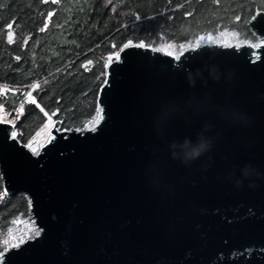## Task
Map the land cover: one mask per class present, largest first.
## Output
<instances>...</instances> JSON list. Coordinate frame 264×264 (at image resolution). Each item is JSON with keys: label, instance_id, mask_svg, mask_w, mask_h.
<instances>
[{"label": "water", "instance_id": "obj_1", "mask_svg": "<svg viewBox=\"0 0 264 264\" xmlns=\"http://www.w3.org/2000/svg\"><path fill=\"white\" fill-rule=\"evenodd\" d=\"M253 17L254 46L208 42L177 61L128 44L104 68L94 131L55 121L34 154L0 123L3 191L28 199L40 232L4 264H264V12Z\"/></svg>", "mask_w": 264, "mask_h": 264}, {"label": "trees", "instance_id": "obj_2", "mask_svg": "<svg viewBox=\"0 0 264 264\" xmlns=\"http://www.w3.org/2000/svg\"><path fill=\"white\" fill-rule=\"evenodd\" d=\"M260 11L264 0H0V108L22 144L48 117L89 129L104 68L125 44L175 54L229 35L254 46L247 24ZM19 217H30L28 199L8 197L0 179V253Z\"/></svg>", "mask_w": 264, "mask_h": 264}, {"label": "rangeland", "instance_id": "obj_3", "mask_svg": "<svg viewBox=\"0 0 264 264\" xmlns=\"http://www.w3.org/2000/svg\"><path fill=\"white\" fill-rule=\"evenodd\" d=\"M257 39V38H256ZM209 42V40L207 41V39H205V40H203V41H196L195 43H192L191 45H190V47L189 48H191V47H195V46H197V45H200V44H204V43H208ZM212 42H214V43H223V44H236V45H241L240 44V42H238L237 40H235L233 37H231V36H229V35H225V37H223V38H221V39H219V41L217 42V41H211V42H209V43H212ZM258 43V41L256 42V44ZM246 44V43H245ZM255 44V45H256ZM163 49H165V47H162V49H158V50H161V51H164V52H167V51H165V50H163ZM183 50H178V53H175V54H172L173 56H177L179 53H181ZM168 53V52H167ZM171 54V53H170ZM115 57H116V55L113 57V59L111 60V61H113L114 59H115ZM108 64V63H107ZM32 89H34V86L32 87ZM28 99V98H27ZM29 100V99H28ZM0 109H2V108H0ZM4 111H3V109H2V111H0V116H2L4 119H5V121H7L6 123H9L10 124V122L8 121V119H7V115H6V113H3ZM52 123H54L53 121H51V122H49V121H46V123L44 124V126L42 127V129L40 130V131H38L25 145H27L33 138H36L35 140H36V144L39 146V148H40V146L41 145H43V143H45L46 142V140H47V138H48V136H49V134H50V129H51V127L53 126V124ZM62 128V127H61ZM31 217V216H30ZM24 218V219H22V218H16V220H15V226H16V228H15V230H13L11 233H12V235L13 236H15V240H10L9 239V235L5 238V240H9V246H8V248L6 249V250H8L10 247H12V244L13 243H19V239L23 236L25 239H28L27 238V236H25V234L27 233V234H29V235H32V229H33V227L36 229V226L33 224V222H32V219L31 218ZM34 236V235H33ZM5 250V251H6ZM4 251V252H5ZM4 252H1L0 254H3Z\"/></svg>", "mask_w": 264, "mask_h": 264}, {"label": "snow or ice", "instance_id": "obj_4", "mask_svg": "<svg viewBox=\"0 0 264 264\" xmlns=\"http://www.w3.org/2000/svg\"><path fill=\"white\" fill-rule=\"evenodd\" d=\"M55 2H56V0H53V3H55ZM49 15H51V13H50ZM237 19H239V17H237ZM253 19H255V17H253ZM8 27L11 28L12 25L10 24V25H8ZM9 37H11V33H9ZM199 39H200V40H203L204 38H203V37H200ZM10 42H11V41H10ZM144 46H145V45H144L143 43L137 45V47H141V48H143ZM197 47H199V45H197ZM127 48H128V44H125V45L123 46V48L120 49V52H123V51H124L125 49H127ZM190 50H195V49H190ZM120 52H118V53L116 54V57H115V59L117 60V62H118L119 59H120ZM169 55H171V54L169 53ZM181 55H183V52H181ZM172 58L175 59V60H177V61H179L180 58H181V56L177 55V56H173ZM112 59H113V58L110 56V57H109V60L111 61ZM109 66H110V65H106V67H109ZM105 83H107V81H105ZM28 99H29L32 103H36V101H35L34 99H32L31 93H28ZM37 107H40L39 104H37ZM0 111H2V109H0ZM20 111H21V113H22V112H23V109L21 108ZM41 111H43L42 108H41ZM97 112L99 113V115L97 116L96 120L90 125V127H89L88 130H92V131H94V130L96 129V127H98V125H99V123L101 122V120L103 119L102 109L100 108L99 105L97 106ZM45 115H47V113H45ZM4 122H7V121H5V119H4L2 116H0V123H4ZM11 136H12L13 139H15L16 136H17V133H16L15 131H13V132L11 133ZM29 147H31V145H29ZM32 150H33V152L36 151L35 149H32ZM39 234H40L39 230H36V229L33 227V229H32V235H29V234L26 233L25 236H27L28 239H31V238H33V235H34V236H39ZM9 239H10V240H15V239H16L15 236L12 235L11 230H9ZM25 242H26V241H25V238L22 236V237L19 239V243H13V244H12V247H14V248H18L21 244H23V243H25ZM2 243H3L4 245H8L9 240H4V241H2ZM0 264H4V256H3L2 254H0Z\"/></svg>", "mask_w": 264, "mask_h": 264}, {"label": "clouds", "instance_id": "obj_5", "mask_svg": "<svg viewBox=\"0 0 264 264\" xmlns=\"http://www.w3.org/2000/svg\"><path fill=\"white\" fill-rule=\"evenodd\" d=\"M188 141L185 142V145L183 147H187ZM207 147L206 143L201 141L197 145L191 147L188 151H185L184 158L185 159H194L198 157L202 151Z\"/></svg>", "mask_w": 264, "mask_h": 264}, {"label": "bare ground", "instance_id": "obj_6", "mask_svg": "<svg viewBox=\"0 0 264 264\" xmlns=\"http://www.w3.org/2000/svg\"><path fill=\"white\" fill-rule=\"evenodd\" d=\"M37 138V137H36ZM36 138H33L27 145H26V148L30 151V152H32V153H34V154H36L38 151H40V148H39V146L36 144ZM29 145H31V147H29ZM32 149H35L36 151L35 152H33V150Z\"/></svg>", "mask_w": 264, "mask_h": 264}]
</instances>
